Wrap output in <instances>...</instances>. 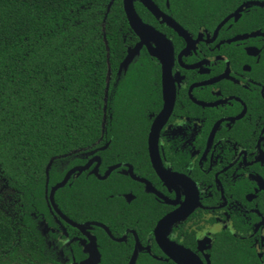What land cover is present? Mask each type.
Segmentation results:
<instances>
[{"label": "flooded vegetation", "instance_id": "1", "mask_svg": "<svg viewBox=\"0 0 264 264\" xmlns=\"http://www.w3.org/2000/svg\"><path fill=\"white\" fill-rule=\"evenodd\" d=\"M151 1L134 7L165 69L145 44L122 67L126 19L102 136L58 157L60 212L44 190L51 257L82 264L93 239L98 264H264V0Z\"/></svg>", "mask_w": 264, "mask_h": 264}, {"label": "trees", "instance_id": "2", "mask_svg": "<svg viewBox=\"0 0 264 264\" xmlns=\"http://www.w3.org/2000/svg\"><path fill=\"white\" fill-rule=\"evenodd\" d=\"M130 36L122 0H0V264H64L37 222L44 190L58 157L102 136Z\"/></svg>", "mask_w": 264, "mask_h": 264}, {"label": "water", "instance_id": "3", "mask_svg": "<svg viewBox=\"0 0 264 264\" xmlns=\"http://www.w3.org/2000/svg\"><path fill=\"white\" fill-rule=\"evenodd\" d=\"M143 2L151 11L154 12L155 6L151 0H143ZM122 4H123V11H124L126 19L128 21L129 27L140 38V41L133 48L127 50V54H126L125 58L123 59V61L121 62L122 67H124V65H126L132 59V57L139 51V48L141 47V45L145 44L147 46L149 52L151 54L156 55L162 61L163 69H165L166 57L164 56V45L162 43H164L165 46H167V54H168L169 45L167 43V39L165 38L164 35H162L158 31H156L151 25H149V24H147L141 20V18L138 16V14L135 10L134 0H122ZM155 38L158 39V41H156L157 44H159V45L162 44L158 51L153 50L151 48L150 43H149V41L151 39L156 40ZM165 50H166V48H165ZM169 53H170V50H169ZM151 158H153L152 153H151ZM51 161H52V158L49 160V162L46 165V168H45L46 173L48 171V168L50 167ZM86 167L87 166H83V167H80L77 169L80 170V169L86 168ZM70 173H71V170L65 175V177L61 181L53 184L46 193V199H47L48 204L51 205L58 212H60V211L55 204L54 194H55V191L59 187H62L67 182V180L69 179ZM105 176H106V174L104 176H100V178H104ZM166 220H168V219H166ZM72 224H74L75 226L80 227V228L83 226L81 224H77V223H73V222H72ZM89 246H91L93 248L92 253H90L89 257L85 261H83L82 264H98V262L100 261L99 252L96 248V243L93 241V239L90 240ZM136 257H137V252L134 253L133 257L128 261L127 264H135ZM194 258H196V257H194ZM190 261L191 260L189 258H186V257L180 258V262L182 264H189ZM200 264H202V262H200Z\"/></svg>", "mask_w": 264, "mask_h": 264}]
</instances>
